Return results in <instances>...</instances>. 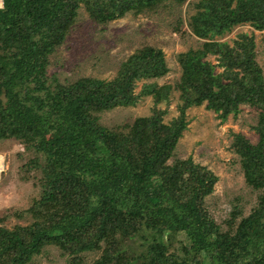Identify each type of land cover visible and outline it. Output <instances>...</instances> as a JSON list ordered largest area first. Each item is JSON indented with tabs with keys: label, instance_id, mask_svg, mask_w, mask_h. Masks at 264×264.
<instances>
[{
	"label": "trees",
	"instance_id": "16d2710c",
	"mask_svg": "<svg viewBox=\"0 0 264 264\" xmlns=\"http://www.w3.org/2000/svg\"><path fill=\"white\" fill-rule=\"evenodd\" d=\"M165 1L2 0L0 140L35 152L31 166L42 176L27 209L32 221L0 226V264H29L46 246L69 264H81L88 252L98 253L91 264H264V77L252 35L239 34L231 45L218 40L237 25L263 30L264 0L195 2L187 27L205 41L177 55L181 73L174 87L152 82L133 92L136 82L168 72L162 50L150 46L130 55L108 81L60 83L47 74L49 57L80 7L106 25ZM173 89L180 103L168 124L159 108L122 127L99 122L100 113L134 106L143 96L166 101ZM202 104L221 121L241 104L258 110L257 142L237 134L232 143L246 185L259 191L257 203L235 228L240 211L233 210L224 231L204 203L217 176L190 157L168 162L186 128L185 111Z\"/></svg>",
	"mask_w": 264,
	"mask_h": 264
},
{
	"label": "rangeland",
	"instance_id": "374dc122",
	"mask_svg": "<svg viewBox=\"0 0 264 264\" xmlns=\"http://www.w3.org/2000/svg\"><path fill=\"white\" fill-rule=\"evenodd\" d=\"M198 0H186L181 5L165 1L154 10L133 14L107 23L92 21L83 7L70 28L65 41L49 57L48 76L54 74L60 83L73 82L81 77L98 78L105 81L116 76L119 66L130 55L145 46L162 50L168 72L158 79L138 81L133 90L155 82L158 86L174 84L180 77L177 55L188 49H197L205 41L195 37L187 27L188 17L195 12L193 4ZM239 34L252 35L254 60L264 77V29L254 30L249 24L234 26L219 41H232ZM215 64L213 56H207ZM221 69L215 68V72ZM49 83V82H48ZM179 93L171 90L168 100L155 104L151 96L141 97L134 106L116 107L100 113L99 122L108 127H122L137 117H148L154 108L165 109L164 124L178 116ZM235 115L221 121L217 115L206 110L204 104L189 107L185 111V130L178 139L172 157L186 159L206 167L217 181L211 194L205 197V207L222 231L227 230L233 210L240 214L234 219V228L256 206L259 191L247 186L232 143L234 135H241L252 144L258 140L254 126L258 110L246 104L238 107ZM37 155L15 140H0V226L11 229L16 225H27L32 221L27 209L39 196L40 170L31 166ZM42 155L39 156L41 159ZM233 228V229H234ZM97 252L83 254L81 264H91ZM29 264H69L68 258L54 246H46L33 256Z\"/></svg>",
	"mask_w": 264,
	"mask_h": 264
},
{
	"label": "clouds",
	"instance_id": "9594fccd",
	"mask_svg": "<svg viewBox=\"0 0 264 264\" xmlns=\"http://www.w3.org/2000/svg\"><path fill=\"white\" fill-rule=\"evenodd\" d=\"M2 7V0H0V8Z\"/></svg>",
	"mask_w": 264,
	"mask_h": 264
},
{
	"label": "built area",
	"instance_id": "2783aa9c",
	"mask_svg": "<svg viewBox=\"0 0 264 264\" xmlns=\"http://www.w3.org/2000/svg\"><path fill=\"white\" fill-rule=\"evenodd\" d=\"M1 171V170H0Z\"/></svg>",
	"mask_w": 264,
	"mask_h": 264
}]
</instances>
